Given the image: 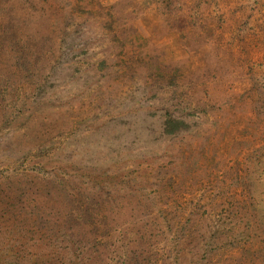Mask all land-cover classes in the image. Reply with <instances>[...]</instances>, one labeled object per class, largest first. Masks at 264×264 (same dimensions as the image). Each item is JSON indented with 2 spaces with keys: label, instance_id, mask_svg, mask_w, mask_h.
Here are the masks:
<instances>
[{
  "label": "rangeland",
  "instance_id": "1",
  "mask_svg": "<svg viewBox=\"0 0 264 264\" xmlns=\"http://www.w3.org/2000/svg\"><path fill=\"white\" fill-rule=\"evenodd\" d=\"M0 264H264V0H0Z\"/></svg>",
  "mask_w": 264,
  "mask_h": 264
},
{
  "label": "trees",
  "instance_id": "2",
  "mask_svg": "<svg viewBox=\"0 0 264 264\" xmlns=\"http://www.w3.org/2000/svg\"><path fill=\"white\" fill-rule=\"evenodd\" d=\"M169 117H170V115L166 114V118L168 119ZM167 119H166V120H167Z\"/></svg>",
  "mask_w": 264,
  "mask_h": 264
}]
</instances>
